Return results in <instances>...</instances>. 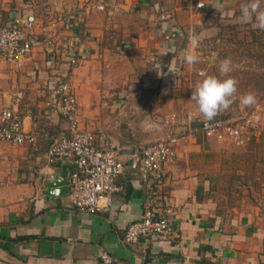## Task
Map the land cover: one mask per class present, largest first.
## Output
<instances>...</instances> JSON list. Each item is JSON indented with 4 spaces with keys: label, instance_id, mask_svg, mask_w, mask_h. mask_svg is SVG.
I'll return each mask as SVG.
<instances>
[{
    "label": "crops",
    "instance_id": "1",
    "mask_svg": "<svg viewBox=\"0 0 264 264\" xmlns=\"http://www.w3.org/2000/svg\"><path fill=\"white\" fill-rule=\"evenodd\" d=\"M69 1L79 6L80 11L74 13L77 23L81 24L84 14L88 29L80 47L81 65L71 77L72 88L78 113L80 106L86 108L95 121L100 94L120 96L115 89L133 83L141 67L151 66V51H164L167 56L176 51V27L169 24L176 23L180 15L177 9L167 13L171 20L163 22L158 31L148 0H124L117 6L99 0L106 11L93 7L91 15L89 7L85 12L80 8L83 0ZM197 12L203 13V8ZM48 30L38 18L32 53L21 68L0 60V103L7 94L23 92V100L12 107L20 112L25 131L39 135L34 144L0 142V264H97L104 252L117 264H264V158H260L264 144L260 140L245 148L201 134L179 140L176 157L167 166L166 178L155 187L152 202L171 222L170 238H153L134 246L123 243L127 226L144 212L145 197L137 183L116 194L107 212L95 215L73 209L68 192L48 194L47 185L63 170H70L65 161L47 159L50 136L65 133L67 127L49 86L64 65L48 58L39 46ZM162 31L169 41L162 42ZM124 43L131 46L127 52L122 49ZM177 61L173 57L170 62L173 73ZM142 77L151 85V77ZM171 77L172 73L164 76L163 82L169 83ZM9 103L6 99L3 104ZM116 107L119 105L104 106L103 119L90 120L91 125L84 129L111 134L119 144L122 160H128L143 141L138 142L130 131L119 130V116L113 128L114 115H107L106 110L112 109V113ZM133 107L138 113L131 103L124 108L130 113ZM232 162L245 166L227 169L226 164ZM234 173L246 182L238 188L242 195L238 200L229 195L236 189L231 183Z\"/></svg>",
    "mask_w": 264,
    "mask_h": 264
},
{
    "label": "built area",
    "instance_id": "2",
    "mask_svg": "<svg viewBox=\"0 0 264 264\" xmlns=\"http://www.w3.org/2000/svg\"><path fill=\"white\" fill-rule=\"evenodd\" d=\"M104 5L99 4L97 8L105 10ZM203 5L199 2L197 8L202 9ZM51 20L47 25L49 30L39 40V46L46 50L44 53L48 58H55L67 66L66 70H59L52 85H49L50 95L58 103L59 113L67 127L65 133L50 136L47 159L49 162L65 161L70 166L67 192L71 207L81 214L105 213L116 194L124 193L130 184L137 183L145 197L144 212L138 221L127 226L122 236L123 243L134 246L140 241L172 237L171 222L153 208L152 202L155 187L166 178L167 166L176 157L179 140L187 135L201 134L205 138L245 148L264 136V118L251 114L229 120L222 112L210 120L201 116L192 120L185 136H172L144 144L135 149L128 160H122L119 144L111 134L84 130L79 126L78 102L70 75L80 62V47L87 31L79 28L71 11L62 12L57 20ZM37 23L38 18L31 11L18 12L6 20L0 16V60L16 69L21 68L32 53ZM122 49L129 50L130 44L124 43ZM23 96V92L7 94L4 102L9 99L10 103H0V142L13 146L37 142L39 135L25 131L20 112L12 107L19 105ZM120 178L122 182H119ZM97 264H117V260L104 252Z\"/></svg>",
    "mask_w": 264,
    "mask_h": 264
},
{
    "label": "rangeland",
    "instance_id": "3",
    "mask_svg": "<svg viewBox=\"0 0 264 264\" xmlns=\"http://www.w3.org/2000/svg\"><path fill=\"white\" fill-rule=\"evenodd\" d=\"M26 1L0 0V16L4 17L3 20H6L13 11L17 13L19 11L35 12L38 18L43 21V28H47L50 20H57L58 15L62 12L77 13L80 11L77 9L79 6H75L69 0H58L56 3H54V0H32L29 3H26ZM199 1L204 3L203 13L197 12ZM103 2L106 5L109 2V4L117 6V4L124 3V0H103ZM252 2L254 0H148L150 12H152L154 22H156L155 28L158 31L162 30L163 22L171 20V16H167V13L170 15L175 9L178 10L177 13L180 18L176 23L169 24V26L176 27L175 35L177 37L174 38L176 39V51H173L172 54L168 53L169 56L164 51L162 53L158 50L151 51V66L138 67L137 69L140 68L142 72L135 71L139 76L134 78L133 83L118 88L119 91L115 89V92L121 93L120 96L116 98L114 95L105 94L102 96L100 94L98 98L100 102L99 109L95 121L87 115L86 108L79 107L77 116L79 126L84 129L87 128L88 124L91 125V123H88L90 120L91 122H99L105 116L102 114V109L105 110L109 105L117 104L119 107L113 108L112 113H110L112 109L108 108L110 110H106L107 115H114L111 125L113 128L116 126L114 122L115 120L118 121L117 117L119 116L122 119L119 121V130L121 128L122 132L130 131V135L138 142L143 141L141 145L172 136L183 137L188 134V126L192 120L202 116L195 102L191 100L192 91L204 76H219L220 63L226 58L231 61L232 70L229 75L234 77L238 84L232 105L222 113L226 114L229 120L232 118L241 119L251 114H258L264 118V93L261 90V84L257 82L258 78L264 76L255 74V71L262 72L264 70V61L256 55V47L253 46V48L249 45V29L251 25L257 24L254 22L257 20L255 14L247 16L244 13V6ZM83 3L80 8L84 10L89 7L91 15L93 14L92 8H96L100 1L83 0ZM216 3L218 5L214 6ZM106 5H104L105 8ZM259 6L260 10H264V0H259ZM109 7L110 5L107 8ZM7 9L9 10L7 11ZM82 20L86 21L84 14ZM83 21L78 25L82 31H86L87 28ZM166 31L160 33L162 42L170 40L164 34ZM186 52L195 53L199 58L198 62L193 65L185 63L184 54ZM173 57L178 59L174 73L170 71V62ZM80 65L81 63L78 62L73 71ZM66 67L64 64L63 70H66ZM199 72H202V74L200 75ZM169 73H172V77L169 83L166 84L163 82L166 78L163 77L168 76ZM143 74L151 77V85L144 82L142 79ZM132 84L134 85L133 88L130 87ZM247 93H253L257 98V103L251 107H243L239 102L240 96ZM104 101L106 103L103 105ZM130 103L135 106L138 113L135 112L134 107L130 113L128 108H124ZM94 126L96 125L94 124ZM100 128L106 130L102 126ZM116 135L121 138L118 134ZM259 140L261 144H264V136ZM261 157L264 158V150L260 155ZM226 165L228 166L227 169L233 168V170H239L245 166L239 162L227 163ZM234 175L231 183L234 184L236 189H231L229 195L232 199L238 200L242 197L238 188L242 186L245 180L237 177L240 174L234 173Z\"/></svg>",
    "mask_w": 264,
    "mask_h": 264
},
{
    "label": "clouds",
    "instance_id": "4",
    "mask_svg": "<svg viewBox=\"0 0 264 264\" xmlns=\"http://www.w3.org/2000/svg\"><path fill=\"white\" fill-rule=\"evenodd\" d=\"M244 13L247 16L255 14L257 26L264 29V10H260L259 0L245 5ZM198 59L193 52L184 54V61L188 65L197 63ZM231 70V61L226 58L220 63L219 76H204L192 91L191 100L195 102L199 113L206 119H212L232 105L233 97L237 93L238 81L229 75ZM239 102L243 107H251L257 103V98L253 93H247L240 96Z\"/></svg>",
    "mask_w": 264,
    "mask_h": 264
},
{
    "label": "trees",
    "instance_id": "5",
    "mask_svg": "<svg viewBox=\"0 0 264 264\" xmlns=\"http://www.w3.org/2000/svg\"><path fill=\"white\" fill-rule=\"evenodd\" d=\"M254 22L257 23V21ZM249 34H250L249 45H251L252 47L253 46L256 47L257 49L256 55L259 56L260 59H262V61H264V29L258 27L257 24L251 25V28L249 29ZM255 74L264 76V70L262 72L255 71ZM257 82L261 84V90L264 93V77L260 79L258 78ZM225 116L228 117L226 114Z\"/></svg>",
    "mask_w": 264,
    "mask_h": 264
},
{
    "label": "water",
    "instance_id": "6",
    "mask_svg": "<svg viewBox=\"0 0 264 264\" xmlns=\"http://www.w3.org/2000/svg\"><path fill=\"white\" fill-rule=\"evenodd\" d=\"M69 172L63 170L60 176L50 184L47 185L48 194L65 195L67 192ZM53 189V190H51Z\"/></svg>",
    "mask_w": 264,
    "mask_h": 264
}]
</instances>
